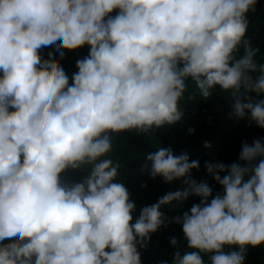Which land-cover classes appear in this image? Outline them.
<instances>
[{"label": "clouds", "instance_id": "1", "mask_svg": "<svg viewBox=\"0 0 264 264\" xmlns=\"http://www.w3.org/2000/svg\"><path fill=\"white\" fill-rule=\"evenodd\" d=\"M256 2L0 0V264H141L137 245L169 222L161 208L192 195L200 202L174 218L190 251L172 238L171 264H205L204 256L244 264L246 246L264 244V140L245 141L230 164L205 162L222 189L215 194L191 177L200 164L186 153L148 154L152 179L186 187L142 207L134 222L128 189L113 182L121 163L108 156L110 134L151 136L181 121L189 80L197 91L188 100H208L219 86L237 117L264 128V99L248 95H264V63L244 39ZM85 45L71 83L52 51L40 54L54 46L62 59L61 49ZM82 168L90 171L81 181L62 182Z\"/></svg>", "mask_w": 264, "mask_h": 264}, {"label": "trees", "instance_id": "2", "mask_svg": "<svg viewBox=\"0 0 264 264\" xmlns=\"http://www.w3.org/2000/svg\"><path fill=\"white\" fill-rule=\"evenodd\" d=\"M115 14L116 11L110 15ZM246 17L249 23L244 39L249 41L251 48L259 49L254 59L258 63H264V0H257ZM49 51L53 52L54 58L59 61L71 83L73 73L78 71L75 66L76 61L88 55L89 47L85 45L75 50L61 49L60 51L64 53L62 59L54 46L41 49L40 54L43 58H48ZM236 55L238 58L244 55L243 45L239 47ZM187 83L189 88L180 101V108L184 112L181 121L164 125L162 128H153L151 136L136 130L110 134L114 150L108 156L114 162L121 163L119 177L113 182L123 183L128 189L130 199L136 205V210L132 213L133 222L139 216L142 207L158 202V199L168 192L182 191L186 187L183 179L170 183H165L159 176L152 179L147 170L151 167V163L147 160L148 154L157 151L158 148H171L174 155L186 153L190 161L196 160L200 164L198 170L191 171V177L198 183L206 182L215 194L222 189L207 173L205 162L230 164L238 160L245 141L251 144L254 139L264 140V128L256 126L254 122L250 123L247 119L248 113L244 118L234 114L232 105L235 100L229 92L217 86L208 100L202 99L198 93L192 100H188V95L197 90L193 81L189 80ZM248 95L255 99H264V95L257 96L256 93H248ZM189 128L194 129V132L189 133ZM205 142L211 146L205 147ZM89 171L88 168L76 171L68 169L61 174V180L68 184L79 182L88 175ZM199 202L200 197L192 195L186 200L172 201L161 208L169 222L167 226H162L150 234L146 248L137 245L141 264H171L173 253L177 250L170 243L172 238L178 240L181 251H190L186 248L182 226L175 223L174 218ZM7 242L6 240L3 243ZM234 250L239 249L237 246L225 247L226 252ZM204 260L205 264H209L208 256H204ZM244 264H264V244L255 247L246 246Z\"/></svg>", "mask_w": 264, "mask_h": 264}]
</instances>
